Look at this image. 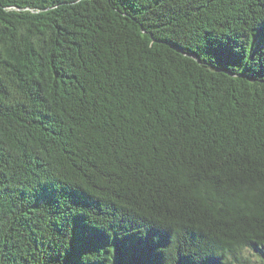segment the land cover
I'll use <instances>...</instances> for the list:
<instances>
[{
  "label": "trees",
  "instance_id": "trees-1",
  "mask_svg": "<svg viewBox=\"0 0 264 264\" xmlns=\"http://www.w3.org/2000/svg\"><path fill=\"white\" fill-rule=\"evenodd\" d=\"M0 264H264V0H0Z\"/></svg>",
  "mask_w": 264,
  "mask_h": 264
}]
</instances>
